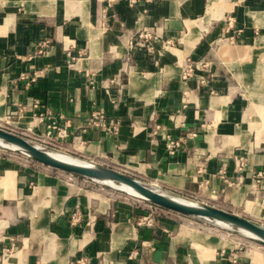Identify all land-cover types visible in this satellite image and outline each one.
<instances>
[{"label":"crops","instance_id":"0c3cea01","mask_svg":"<svg viewBox=\"0 0 264 264\" xmlns=\"http://www.w3.org/2000/svg\"><path fill=\"white\" fill-rule=\"evenodd\" d=\"M0 121L264 228V0H0ZM89 183L0 158V264H264Z\"/></svg>","mask_w":264,"mask_h":264},{"label":"rangeland","instance_id":"374dc122","mask_svg":"<svg viewBox=\"0 0 264 264\" xmlns=\"http://www.w3.org/2000/svg\"><path fill=\"white\" fill-rule=\"evenodd\" d=\"M0 129H5L7 132L16 134L18 136H23L31 144L35 146H40L39 141L37 142L35 139L25 137L22 131H19L9 126L8 124H6L5 121L4 122L0 121ZM43 150L51 152L46 149H43ZM3 157L5 160L9 161L10 164H13L16 167L23 169V171L24 170L25 171H35V172L41 171V173L52 172V173H57L59 175H68L65 172L54 170L44 165H41V163L39 162L36 163L30 157L25 155L23 152L15 151L10 148L7 149L6 147L0 146V158H3ZM116 172H119L127 177H130L138 181L140 184L144 185L145 187L154 190L152 187L145 185L144 181H141L140 179H137L136 177L128 175L127 173H122L120 171H116ZM89 187L91 189H95V190L97 189L99 191H102L105 197L108 198L109 200H113L115 202L120 203L121 205L129 206L130 208L135 209L138 212V216L135 221L136 223H139L140 225L147 227V228H151L153 226L154 227L160 226L163 228L166 227V230H167L166 234L168 235V237H175L176 233L178 232L177 230L181 227L187 231H190L191 234L197 233V234L204 236L202 240L208 241L211 244L216 245V243H219V242L225 243L223 247H220V245H216L220 247L217 251L218 253L222 251V249H230L231 253L236 254V255L239 253L246 255V254H249L250 252L251 253L255 252V253H260L261 257H264V247L263 246L244 237L232 227H224L212 221H206L204 219L196 218L192 216H184V215L163 209L147 201H144L137 197L130 196L126 193H122L118 190H115L101 183H96V182L89 183ZM159 193L161 192L159 191ZM168 196H171V195H168ZM179 198H182V197H179ZM186 200L192 201L191 199H186ZM148 220L150 224L149 226H145L142 224V223L148 222ZM196 237L198 238V236Z\"/></svg>","mask_w":264,"mask_h":264},{"label":"water","instance_id":"95a60500","mask_svg":"<svg viewBox=\"0 0 264 264\" xmlns=\"http://www.w3.org/2000/svg\"><path fill=\"white\" fill-rule=\"evenodd\" d=\"M0 146L6 147L7 149H9L8 146H12L14 148L12 150L23 152L36 163L39 162L41 163V165L54 170L65 172L67 174L88 179L90 181L101 183L104 185L106 182H111L114 184L127 186L131 188L140 198H142V200L163 209L184 216H192L204 219L206 221H212L217 224H224L225 226L232 227L237 231L243 230L255 237V239L250 240L264 247L263 227H260L246 219L237 217L220 209L201 205L196 202H194L196 203L195 205H187L181 203L179 202V200L175 199L179 198L177 196H168L159 193L155 190L145 187L144 185L140 184L138 181L130 177H127L108 168L95 166L81 160L79 161L85 164L68 163L61 161L52 157L50 153L43 150L42 147L31 144L23 136H18L16 134L7 132L5 129H0Z\"/></svg>","mask_w":264,"mask_h":264},{"label":"built area","instance_id":"2783aa9c","mask_svg":"<svg viewBox=\"0 0 264 264\" xmlns=\"http://www.w3.org/2000/svg\"><path fill=\"white\" fill-rule=\"evenodd\" d=\"M148 37H147V34H139V35H137L136 37H135V39H133V41L132 42H130L129 43V47L131 48H134V47H136V48H139V50H141L145 55H147V56H151V55H153V54H155L156 56L157 55H160L163 51H165L166 49H167V43H164V44H161L160 45V48L158 49V50H155L154 49V47H153V45H152V42L151 41H149V42H146V39H147ZM188 71H189V69H187L186 71H185V73H184V75H183V77L185 76V75H187L186 74V72L188 73ZM92 118L93 119H95L96 118V115H92ZM99 118V117H98ZM54 129V127H50L49 129H48V131H47V135H49V136H52L51 135V131ZM57 134L59 135L60 134V132L59 131H57ZM178 146H179V141L178 140H176V141H169L168 143H167V145H166V148H167V150H168V152L171 154V153H173V151L175 150V149H177L178 148ZM143 225H145V226H149L150 224H149V220H148V222H146V223H142ZM1 256H0V262H1Z\"/></svg>","mask_w":264,"mask_h":264},{"label":"bare ground","instance_id":"6f19581e","mask_svg":"<svg viewBox=\"0 0 264 264\" xmlns=\"http://www.w3.org/2000/svg\"><path fill=\"white\" fill-rule=\"evenodd\" d=\"M5 145V144H4ZM8 148L10 149H14L12 146H8ZM17 149V148H16ZM50 155L56 159H59L61 161H64V162H68V163H78V164H85L77 159H74L72 157H70L69 155H64V154H60V153H56V152H49ZM105 185L115 189V190H119V191H122L123 193H126L130 196H133V197H137L139 199H142L140 198L131 188L127 187V186H124V185H121V184H114V183H111V182H106ZM177 200H179V202L181 203H184V204H187V205H195L196 203L192 202V201H189V200H186V199H183V198H175ZM224 227H227L225 226L224 224H220ZM238 232L243 235L244 237L248 238V239H255L254 236H252L251 234L243 231V230H238ZM194 238V237H193Z\"/></svg>","mask_w":264,"mask_h":264}]
</instances>
